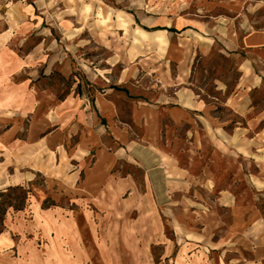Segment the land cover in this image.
<instances>
[{"label": "rangeland", "instance_id": "374dc122", "mask_svg": "<svg viewBox=\"0 0 264 264\" xmlns=\"http://www.w3.org/2000/svg\"><path fill=\"white\" fill-rule=\"evenodd\" d=\"M15 185L0 264H264V0H0Z\"/></svg>", "mask_w": 264, "mask_h": 264}, {"label": "crops", "instance_id": "0c3cea01", "mask_svg": "<svg viewBox=\"0 0 264 264\" xmlns=\"http://www.w3.org/2000/svg\"><path fill=\"white\" fill-rule=\"evenodd\" d=\"M179 97L181 99V102L183 103V108L185 110H199L201 113H203L202 115H204V118H207L206 116L211 109L207 104L198 99L196 95H192L191 93L182 91V93H179ZM246 212V215L242 217H239L235 213L236 217H234V222H232L229 227V229H231V232L233 231L232 233L236 234V236L252 235V233H254L260 225L264 224V219L260 217V214L257 211L248 209ZM240 229H243V231H245L246 233L239 234L235 232V230Z\"/></svg>", "mask_w": 264, "mask_h": 264}, {"label": "trees", "instance_id": "16d2710c", "mask_svg": "<svg viewBox=\"0 0 264 264\" xmlns=\"http://www.w3.org/2000/svg\"><path fill=\"white\" fill-rule=\"evenodd\" d=\"M27 198L26 191L20 185L8 186L0 190V233L4 229V215L9 208L20 210Z\"/></svg>", "mask_w": 264, "mask_h": 264}]
</instances>
